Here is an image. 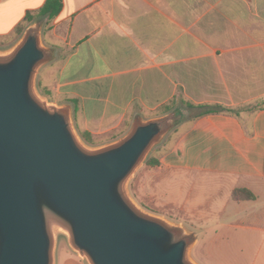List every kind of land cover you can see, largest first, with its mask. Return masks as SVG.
I'll return each instance as SVG.
<instances>
[{"label":"crops","instance_id":"1","mask_svg":"<svg viewBox=\"0 0 264 264\" xmlns=\"http://www.w3.org/2000/svg\"><path fill=\"white\" fill-rule=\"evenodd\" d=\"M45 2L0 0V48ZM47 39L55 58L41 83L85 123L134 120L179 94L215 107L146 173L152 191L201 177L226 202L191 214L211 223L203 228L264 232V0H63ZM236 189L254 197L237 200Z\"/></svg>","mask_w":264,"mask_h":264},{"label":"water","instance_id":"2","mask_svg":"<svg viewBox=\"0 0 264 264\" xmlns=\"http://www.w3.org/2000/svg\"><path fill=\"white\" fill-rule=\"evenodd\" d=\"M43 22L0 50V264H56L58 232L89 264H198L196 234L143 209L128 187L181 113L136 116L123 137L87 146L72 106L37 87L55 57Z\"/></svg>","mask_w":264,"mask_h":264},{"label":"rangeland","instance_id":"3","mask_svg":"<svg viewBox=\"0 0 264 264\" xmlns=\"http://www.w3.org/2000/svg\"><path fill=\"white\" fill-rule=\"evenodd\" d=\"M43 21L42 36L44 43L47 45V32L50 22H46V19H43ZM26 29H24L16 41L5 47H1L0 50H7L13 47L20 40ZM47 64L40 69L37 76V87L39 91L51 102L57 104H70L59 100L54 94L47 91L46 85H42L41 82L43 78L49 77V75L46 77V73L53 69L52 66H47ZM70 105L73 108V105ZM172 107V110L169 112L179 111L181 113V119L174 128L153 147L147 159L137 169L128 185L130 194L132 197L134 196L133 198L136 202L146 211L163 216L171 222L183 225L189 231L196 234L197 240L190 251V255L198 264H264L263 231L255 234L242 232L240 230L224 232L222 228H218L216 225H212L210 228H203L204 226L209 227L211 223H208L207 220L202 219L200 216H191L192 213H200L202 210L206 211L209 208H220V206L226 204V202L222 200V196L220 195V197L217 193V187L208 188L207 190L201 177L186 181L183 185L176 181L178 178H169V181L166 182L165 186L160 188L159 192L153 193L152 184H154L156 180L153 182L155 176L150 178L146 175L152 167L147 160L150 157L159 159L163 154L170 151L190 125L194 116L203 109L200 107H189L182 94L178 95ZM162 111L163 107H160L152 113H144V115L141 116L143 118H152L166 114H161ZM73 118L79 134L85 131V125H88L90 128L86 130L93 134L94 141L89 143L83 140L86 145L91 148L108 144L123 137L130 131L134 122L133 118L130 117L125 122L113 123L111 125H108L106 122L88 121L85 123L82 116L79 115L77 111L74 113V108ZM139 182L141 184L140 194L137 192V185ZM164 190H167L168 194H171L177 201L168 202L169 197L162 193ZM237 197H241L242 199L246 197V195H236V198ZM212 220L214 224L217 222L216 218ZM66 251L74 252L85 264H89L84 256L73 250L67 234L65 232H58L55 251L56 264H68Z\"/></svg>","mask_w":264,"mask_h":264},{"label":"trees","instance_id":"4","mask_svg":"<svg viewBox=\"0 0 264 264\" xmlns=\"http://www.w3.org/2000/svg\"><path fill=\"white\" fill-rule=\"evenodd\" d=\"M62 8H63V0H46L45 4L40 9V12L37 16L30 13L26 19L28 22H34L38 19H46V22H50L52 19H54L61 12ZM23 31H24L23 26L18 27L17 32L19 34H21ZM176 99L177 98H174L171 101L162 104L161 107H163V111L161 114L167 113L170 110H172V108H173L172 104L175 103ZM74 103H76V102H74ZM186 104L189 107L203 108L200 113L195 115V117H199V116H202V115L210 113V112L218 111L215 107H210V106L205 105V104H195L191 101H186ZM76 111H77V107L75 105L74 113ZM80 134L82 135V137L85 141H87L89 143H92L94 141L93 134L90 131L85 130L84 132H80ZM147 162L149 164H151L152 166L159 165V159H157V158L150 157L147 160ZM242 194L246 195V197H244V198H253L254 197L253 193H251L247 189H236V191L234 192L235 199L240 200L241 197L236 198V195H242Z\"/></svg>","mask_w":264,"mask_h":264}]
</instances>
